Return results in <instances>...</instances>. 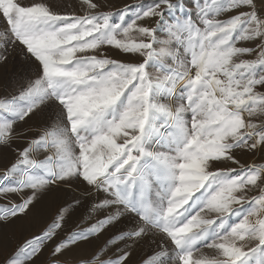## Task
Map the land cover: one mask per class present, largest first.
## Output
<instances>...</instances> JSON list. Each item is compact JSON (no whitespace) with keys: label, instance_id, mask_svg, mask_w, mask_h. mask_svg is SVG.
<instances>
[{"label":"snow or ice","instance_id":"6c2138e0","mask_svg":"<svg viewBox=\"0 0 264 264\" xmlns=\"http://www.w3.org/2000/svg\"><path fill=\"white\" fill-rule=\"evenodd\" d=\"M112 9L111 0L62 10L0 0V64L18 52L34 68L0 95V149L14 153L0 169V225L49 193H78L50 202L51 219L4 264H37L48 245L46 264H130L145 239L158 250L144 264H264V8L150 0ZM45 110L35 137L17 131ZM245 152L261 162L243 163ZM125 218L132 226L112 232Z\"/></svg>","mask_w":264,"mask_h":264},{"label":"rangeland","instance_id":"374dc122","mask_svg":"<svg viewBox=\"0 0 264 264\" xmlns=\"http://www.w3.org/2000/svg\"><path fill=\"white\" fill-rule=\"evenodd\" d=\"M24 3H30L31 0H23ZM46 2L53 8L62 10L66 3H71L73 5L77 4L78 0H46ZM150 0H111L113 6L112 10L116 8L127 6H132L135 8L140 3L147 4ZM175 3L176 0H173ZM186 3L190 4L191 0H186ZM258 7L264 8V5L259 4ZM167 18L164 21V27L159 28V35L164 36L165 29L167 27ZM155 26V25H154ZM0 27H3L2 22H0ZM116 58L123 59L118 53L112 51L109 53ZM34 74L33 66L26 60H24L18 52L14 53L9 57V59L0 64V95H11L14 94L17 88L26 80ZM50 113L45 110L39 112L32 116L25 123L18 124L17 131L24 128H31L32 130L27 133L29 138L35 137L37 135L38 129L43 127L48 120ZM23 140L16 142V147H23ZM238 158L245 164L256 162L260 163V154H253L251 152L237 153ZM14 158V153L8 149H0V169L4 167L5 164L12 161ZM78 194L74 188L66 187L60 191H55L49 193L43 201H41L33 212L29 213L27 217L17 220L15 223L0 225V241H4L5 237L9 238L5 243L0 245V264H4L5 259L11 254L13 249L19 243L23 242L24 239L30 238L35 234H39L45 224L51 219L54 209L49 208L50 202L62 203L67 200H71L73 195ZM3 202V201H0ZM81 211H83L81 209ZM79 213L72 217L68 221L65 228V234L67 231L79 221ZM133 221L130 218H125V220L112 229V232H116L122 228H128L132 226ZM104 237L100 240L94 241L90 247H96L103 243ZM51 245L45 247L44 252L38 258L37 264H46L49 260V250ZM158 250L157 243L152 242L150 239H145L139 244L135 245L132 249V255L130 258V264H144V261L151 256L154 252Z\"/></svg>","mask_w":264,"mask_h":264},{"label":"crops","instance_id":"0c3cea01","mask_svg":"<svg viewBox=\"0 0 264 264\" xmlns=\"http://www.w3.org/2000/svg\"><path fill=\"white\" fill-rule=\"evenodd\" d=\"M172 19V17L170 16V17H168L167 18V23H169V21ZM167 26H168V24H167ZM164 27V26H163ZM163 34L165 35V33L163 32Z\"/></svg>","mask_w":264,"mask_h":264}]
</instances>
